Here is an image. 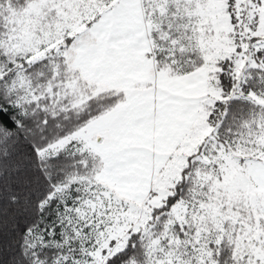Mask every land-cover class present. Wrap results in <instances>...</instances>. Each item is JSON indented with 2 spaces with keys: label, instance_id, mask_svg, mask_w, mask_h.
<instances>
[{
  "label": "snow or ice",
  "instance_id": "snow-or-ice-1",
  "mask_svg": "<svg viewBox=\"0 0 264 264\" xmlns=\"http://www.w3.org/2000/svg\"><path fill=\"white\" fill-rule=\"evenodd\" d=\"M0 264H264V0H0Z\"/></svg>",
  "mask_w": 264,
  "mask_h": 264
}]
</instances>
